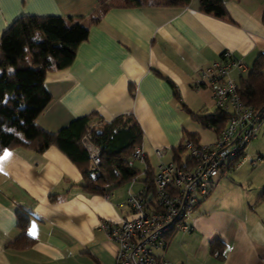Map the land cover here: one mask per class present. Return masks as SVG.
<instances>
[{
  "label": "crops",
  "instance_id": "crops-1",
  "mask_svg": "<svg viewBox=\"0 0 264 264\" xmlns=\"http://www.w3.org/2000/svg\"><path fill=\"white\" fill-rule=\"evenodd\" d=\"M103 3L112 8L90 27L74 63L46 76L52 100L36 125L56 134L91 114L102 123L133 117L144 135L146 160L141 164L131 158L130 164L143 173L135 181L142 186L134 192L132 182L108 196L92 195L82 188V168L57 147L43 153L24 147L3 152L0 264H115L117 245L102 225L130 217L121 205L131 194L145 193L147 167L157 171L160 163L172 162V149L185 133L201 143L200 134L188 130L194 125L204 129L194 115L217 110L211 89L196 85L201 72L227 52L248 69L231 72L239 84L264 56V0L227 1L225 20L201 13L199 0L181 9L165 7L161 0H150L144 8L126 7L123 0H0V38L24 16L74 18L89 26ZM162 149L166 154L159 160L155 151ZM231 172L218 176L187 221L190 232L164 237L157 258L176 264H264V185H239ZM21 214L29 218L27 234L34 241L29 248L14 246L22 234ZM215 242L224 245L219 258L211 254Z\"/></svg>",
  "mask_w": 264,
  "mask_h": 264
},
{
  "label": "trees",
  "instance_id": "trees-1",
  "mask_svg": "<svg viewBox=\"0 0 264 264\" xmlns=\"http://www.w3.org/2000/svg\"><path fill=\"white\" fill-rule=\"evenodd\" d=\"M123 1L126 7L144 8L150 0ZM192 1L161 0V3L168 8L181 9L190 7ZM227 1L233 0H199V10L203 14L225 20L228 18L225 9ZM111 8L108 4H101L89 26L74 18L24 16L6 29L0 38V155L20 147L37 153H43L52 146L57 147L82 168V188L89 194L103 196L138 181L143 174L130 164L135 151L142 148L144 139L136 120L131 116L118 117L94 130V142L102 154L101 175L96 179L89 175L88 156L81 145V139L90 125L98 121L96 114L77 119L56 134L40 129L36 121L52 100L45 89L46 76L67 69L74 63L78 48L88 40L90 27L98 24ZM169 84L174 89V97L179 100L176 87L171 82ZM238 94L246 106L259 115L264 114V56L259 57L248 76L239 81ZM229 116L217 109L212 115H194V120L218 137L225 129ZM188 140L197 146L201 145L198 136L185 133L177 148L172 149V162L179 167L189 162L185 156V143ZM156 173L151 167H147L144 172L142 182L146 187V198L154 194ZM261 198H264V194ZM28 225L29 218L21 214L18 226L22 234L14 244L15 247L29 248L34 243L27 234ZM174 234L167 235V239ZM223 248V244L215 242L211 254L219 258Z\"/></svg>",
  "mask_w": 264,
  "mask_h": 264
},
{
  "label": "built area",
  "instance_id": "built-area-1",
  "mask_svg": "<svg viewBox=\"0 0 264 264\" xmlns=\"http://www.w3.org/2000/svg\"><path fill=\"white\" fill-rule=\"evenodd\" d=\"M247 72L244 63L229 53L200 74L197 86H208L217 109L228 113L229 119L216 141L207 145L185 143L189 162L183 167L176 163H160L155 178V190L148 201L145 193L131 194L121 207H127L130 217L119 224H104L108 239L117 245L115 264H176L157 258L155 251L163 245L165 236L171 233H187L192 229L187 221L192 217L202 200L208 197L221 173L235 171L246 161V149L257 138L264 126V114L259 115L246 106L238 94V83L231 78V72ZM102 122L90 125L81 139L89 161V175L96 179L101 175L102 154L94 142V130ZM165 150H156L159 160ZM146 156L137 149L132 160L145 163ZM255 165V162L253 163Z\"/></svg>",
  "mask_w": 264,
  "mask_h": 264
},
{
  "label": "rangeland",
  "instance_id": "rangeland-1",
  "mask_svg": "<svg viewBox=\"0 0 264 264\" xmlns=\"http://www.w3.org/2000/svg\"><path fill=\"white\" fill-rule=\"evenodd\" d=\"M184 115L185 117L187 116L185 113ZM188 121L189 120L187 118V122ZM188 130H191V132H198L200 134L202 145L211 144L216 141V135L212 131L204 130L197 125L192 126ZM257 139L258 141L254 139L247 147L245 163L239 169L229 174V177L233 178L239 185H264V126L260 128L257 134ZM169 158L170 155L167 157V161H169ZM254 162L255 165H253ZM137 166L142 169L139 164ZM132 185H135V192L137 188L140 189L142 183L139 181L132 183ZM126 187L129 188L130 185ZM157 252L158 250L155 251V254Z\"/></svg>",
  "mask_w": 264,
  "mask_h": 264
},
{
  "label": "snow or ice",
  "instance_id": "snow-or-ice-1",
  "mask_svg": "<svg viewBox=\"0 0 264 264\" xmlns=\"http://www.w3.org/2000/svg\"><path fill=\"white\" fill-rule=\"evenodd\" d=\"M8 155H10V154L6 152L5 153V158H7ZM33 234H34V232H33Z\"/></svg>",
  "mask_w": 264,
  "mask_h": 264
},
{
  "label": "water",
  "instance_id": "water-1",
  "mask_svg": "<svg viewBox=\"0 0 264 264\" xmlns=\"http://www.w3.org/2000/svg\"><path fill=\"white\" fill-rule=\"evenodd\" d=\"M151 198H152V196H149V198H148V201H150V200H151Z\"/></svg>",
  "mask_w": 264,
  "mask_h": 264
}]
</instances>
